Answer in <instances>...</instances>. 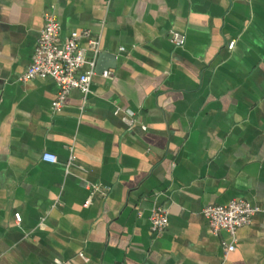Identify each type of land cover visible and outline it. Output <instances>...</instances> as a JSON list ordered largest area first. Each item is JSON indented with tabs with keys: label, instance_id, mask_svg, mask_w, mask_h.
<instances>
[{
	"label": "crops",
	"instance_id": "0c3cea01",
	"mask_svg": "<svg viewBox=\"0 0 264 264\" xmlns=\"http://www.w3.org/2000/svg\"><path fill=\"white\" fill-rule=\"evenodd\" d=\"M48 11L118 58L60 113L20 81ZM234 200L261 211L226 255L203 211ZM57 262L264 264V0H0V264Z\"/></svg>",
	"mask_w": 264,
	"mask_h": 264
},
{
	"label": "built area",
	"instance_id": "2783aa9c",
	"mask_svg": "<svg viewBox=\"0 0 264 264\" xmlns=\"http://www.w3.org/2000/svg\"><path fill=\"white\" fill-rule=\"evenodd\" d=\"M87 41L88 48L82 46ZM185 36L178 32L171 33V42L177 47L185 45ZM235 43L230 45L233 49ZM121 51H124L122 48ZM101 42L92 32L86 29L72 31L64 40L61 38V25L57 16L48 11L44 14V26L39 41L35 47L31 65L23 73L20 81L28 83L33 80H53L58 86V95L53 104L56 113L62 112L66 100L72 91H80L85 96L91 92L93 79L98 76L97 63L101 54ZM105 79L113 77V71L102 74ZM119 115V111L115 112ZM123 122L129 130H133L138 121L133 115H127ZM146 130L145 127H142ZM43 160L48 163H56L58 158L53 154H45ZM73 160V159H72ZM92 194L99 191L96 185L90 186ZM91 200L85 204L88 207ZM261 209L254 207L244 200H234L227 205L210 206L204 209L203 215L208 220L210 229L215 236L226 232L232 238L231 243H223L226 255L237 250V234L244 227L253 223L254 217ZM21 222L20 215H16ZM151 228L154 233L163 232L169 225V213L163 209H157L150 218ZM80 257L86 258L84 254ZM57 264H61L57 262Z\"/></svg>",
	"mask_w": 264,
	"mask_h": 264
},
{
	"label": "water",
	"instance_id": "95a60500",
	"mask_svg": "<svg viewBox=\"0 0 264 264\" xmlns=\"http://www.w3.org/2000/svg\"><path fill=\"white\" fill-rule=\"evenodd\" d=\"M117 64H118V58L116 55L101 52L98 58L97 72L99 75H102L106 71L116 69Z\"/></svg>",
	"mask_w": 264,
	"mask_h": 264
}]
</instances>
